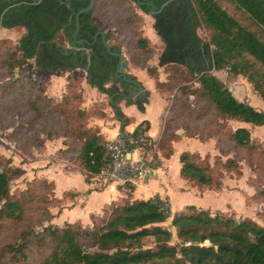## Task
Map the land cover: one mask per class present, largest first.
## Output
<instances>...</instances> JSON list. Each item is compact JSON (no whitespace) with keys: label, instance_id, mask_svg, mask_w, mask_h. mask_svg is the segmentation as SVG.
<instances>
[{"label":"trees","instance_id":"1","mask_svg":"<svg viewBox=\"0 0 264 264\" xmlns=\"http://www.w3.org/2000/svg\"><path fill=\"white\" fill-rule=\"evenodd\" d=\"M61 1L69 3L74 12L71 28L75 30V14L86 8L89 1ZM112 1L125 3L119 12L114 11V15L109 11L113 6L110 5ZM141 1L153 3L161 8L167 0ZM226 1L233 8V12L228 10L222 0H187L196 17L197 26L203 24L212 32L211 42L205 44L212 55V70L218 71L229 66L230 74L247 78L264 99V0ZM24 2L31 3V0H0V16L6 9ZM134 3L145 14H149V8L146 5L139 6L136 0H96L94 8L80 17V36L92 42L89 46L91 64L88 83L110 98L115 115L122 123L123 135H127L125 127L129 120L122 113L119 104L129 95V85L116 76L119 57L113 56L107 50L101 36L97 41L95 36L98 31H102L106 40L111 42V35L108 32L110 29L107 27L118 25L123 29H133L138 19ZM107 15L112 17L108 24L95 23V18L106 21ZM210 46H214L213 51L210 50ZM124 47L129 48L128 45L115 42L111 44L110 49L111 52L121 53ZM132 48L130 61L138 67L145 66V60L152 54L151 48L147 46V40L140 39L136 42L135 53L134 44ZM20 51L21 58L6 63L9 73L4 80L11 81L15 70L23 68L34 57V53L24 44L21 45ZM186 68L191 76L198 77L196 82L199 88L181 87L182 95L184 98L193 97L201 106L188 105L184 125L175 128L171 134L169 132L167 134V125L171 122L165 124L158 149L169 158L173 153V142L181 139L177 134L179 130H184L186 136L201 142L214 138L218 155L212 159L213 162L210 155L202 157L196 153L184 152L180 158L181 176L201 190H221L226 173L239 176L242 174L237 158L228 155L229 149L223 147V141L230 143L232 148L248 150L254 140L245 127H238L236 130L224 128L222 131L220 121L232 120L263 127L264 113L251 104L238 100L223 82L211 74L212 70ZM128 78L136 80L132 75H128ZM155 81L156 88L161 93L163 83L156 79ZM110 82L120 84L122 92L108 89L106 84ZM16 84L17 82L12 87ZM74 99L81 101L82 97L76 94ZM72 100L65 97L62 104L50 101L47 107H43L41 105L46 103L41 102L39 97L32 104L33 110L28 106L31 110L28 111L33 114L32 118L29 122L23 121L19 126L27 128L40 123L43 128L40 136L44 134L49 140L64 136L65 149L60 150L62 156L68 158L73 156L86 181L89 182L88 180L91 181L102 172L108 161L106 140L99 132L87 130L77 123L86 116V112L73 106ZM127 103L132 102L127 100ZM64 117L72 122L70 127L64 128V125H59L63 123ZM55 121L62 131L53 132V127L46 130V126L51 122L55 125ZM149 129V123L140 125L130 136L138 137ZM221 136H224V140ZM224 157L226 160H223ZM18 176L19 169L3 168V164H0V211L6 212L5 216L10 218H15L21 209L10 195V184ZM40 184L50 188V196L53 195L55 192L53 181L42 180ZM129 188L131 189V186ZM4 203V208H1ZM106 211L109 215L99 223L101 224L99 227L84 232L86 239L90 241L88 247L80 231L75 232L71 227L66 230L50 228L54 246L49 257L39 264H264V227L252 219L238 222L230 216H212L209 211L194 205L174 214L169 200L161 197L135 201L125 199L112 203L104 212ZM93 217L95 216L91 218ZM171 218L172 227L176 229V235L180 240L175 244H172L173 232L163 226ZM13 248L16 249L15 252H22L20 248Z\"/></svg>","mask_w":264,"mask_h":264},{"label":"rangeland","instance_id":"2","mask_svg":"<svg viewBox=\"0 0 264 264\" xmlns=\"http://www.w3.org/2000/svg\"><path fill=\"white\" fill-rule=\"evenodd\" d=\"M222 3L229 11L233 12V8L226 0H222ZM110 5L113 6L109 11L114 15L116 11L119 12V9L124 7L125 3L112 1ZM133 6L135 13L138 15L133 29H123L118 25L107 27L108 30L110 29L108 32L112 39L110 44L117 42L125 46L128 45L129 48L124 47L121 53H125L130 59L133 44L135 53L136 42L140 39L147 40V46L151 48L152 54L145 60V66L138 67L132 64L134 67L146 70L150 77H154L158 82L163 83L161 84V93L167 98L169 104L164 115V126L171 122L167 125V134L168 132L171 134L175 128L184 125V115L186 112L188 113V105L194 106L197 104L198 107L201 106L198 103L199 101L193 97L184 98L181 90V87L199 88L196 82L198 77L191 76L184 65L164 64L158 66L159 57L164 50V43L161 36L155 31V19L150 14H145L137 8L135 3ZM109 15H107L106 21L101 20L100 24L102 22L108 24L112 21V17ZM17 30L19 34L16 38L0 33V164H3V168L9 167L20 170V176L14 178L10 184V195L13 200L17 201L21 209L17 212L15 218L6 217V212L0 211V264H39L49 257L54 246L50 228L66 230L71 227L75 232L80 231L81 236L86 239L84 232L99 227L101 225L99 223L108 217L109 210L106 213L104 210L97 213V215H92L96 218L93 217V219L91 216L88 222L76 219L77 221L69 223L68 220L73 219L70 217L68 220L65 219L63 213L66 209H72L75 200L74 193L76 189L82 190L84 183L81 180L68 179L58 184V186L73 185L76 188L75 190L71 189L74 193L64 196L61 201L58 198L59 188L56 191L57 194L53 192V195L50 196L51 189L40 184V182L42 180L50 182L53 178L58 179L62 175L78 177L82 173L78 163L73 156L64 157L60 151H57L61 143L50 144L44 134L40 136L43 131L42 124L36 123L35 126L27 128L19 126V124L23 121L29 122L32 118L33 114L28 110H30L29 108L33 110L32 104L39 97L41 102L46 103L41 105L43 107H47L50 101L55 104H62L65 97L70 100L73 99L71 101L72 105L86 112V116L77 123L92 132H99L98 124L100 121L112 122L116 117L110 104V98L107 95L95 92L89 86L86 82L88 72L83 68L76 72L70 69L65 71L59 80H52L51 73L53 71H49L45 67H37L36 58H32L23 68L15 70L11 81L4 80V77L9 73L6 63L22 56L19 40L26 35V30L23 27H19ZM198 33L204 44L208 45L211 42L212 32L203 24L198 26ZM210 50L213 51L214 46H210ZM211 74L223 82L238 100L247 102L264 113V99L247 78L233 76L230 74L229 66L218 71L212 70ZM15 82L17 84L12 87ZM51 83H54L55 87L57 86L59 90L57 93H51ZM62 93L63 95L60 96ZM76 94L81 95V101L74 99ZM68 119L64 117L62 119L63 123L59 125H64V128L70 127L72 122ZM53 125L51 122L46 126V130L53 127V132L62 131V128H58L57 121ZM111 125L110 123L108 127ZM220 125L222 131L224 128L225 130H236L238 126H244L250 131L254 142L248 150H239L232 148L230 143L223 141V147L229 149L227 150L228 155L237 158L242 174L239 176L226 173L223 178L222 190L214 191V194H206L204 191L202 195L206 194V201L213 200V196L216 195V201L222 202V205L218 208L209 207L205 210H208L212 216H230L238 222L252 219L259 226L264 227V126L240 124L232 120H221ZM221 137L224 140V136ZM193 140L196 144H200L202 147L205 146L198 140V142L196 139ZM195 147L197 149L195 151L200 153L204 151L198 146ZM208 152L212 156L216 154L213 149ZM223 160H226L225 157ZM36 162H38V165ZM211 162L213 161L211 160ZM171 177L173 185H178L179 181L176 178L175 169L172 171ZM178 178L181 182L183 181L179 175ZM88 181L95 183L92 180ZM102 188L103 186H99V189ZM185 188L192 192L190 194L192 197L197 198L200 196L201 191L199 193L189 185ZM180 198V194L174 195L171 201L172 210H179L178 201ZM57 199L59 201H56ZM210 203L214 204L211 201L207 204L210 205ZM4 206L5 203L1 208H4ZM172 222L173 218L169 219L163 226L173 232L174 240L172 244H175L180 240L176 235V229L172 227ZM86 241L87 247L90 246V241L87 239ZM12 247L20 248L22 252H15L16 249H12ZM90 248L95 251L92 247Z\"/></svg>","mask_w":264,"mask_h":264},{"label":"crops","instance_id":"3","mask_svg":"<svg viewBox=\"0 0 264 264\" xmlns=\"http://www.w3.org/2000/svg\"><path fill=\"white\" fill-rule=\"evenodd\" d=\"M95 23L100 24L101 20L95 18ZM17 28L19 27L0 28V33H4L8 37L16 38L19 34ZM121 54L124 56V58L126 57L125 59L128 61V68H127L128 73L133 76H136L138 81L142 83L143 88H145L147 91L150 92V96L147 97L149 104L147 103L143 104V107L145 108L144 113L140 112L136 104H132L130 106L125 107L126 99H123L120 102L119 107L122 113L129 120L128 125L125 127V134L131 135L135 132L138 126L149 123L150 129L146 134L150 138V140H152V142L158 144L163 136L165 129L164 115L169 105L168 100L164 97L163 93H160L158 91V89L156 88L155 79L150 77L147 74L146 70L142 68L134 67L129 57H127L125 53H121ZM72 69L75 70L74 72L80 70V68L77 67L71 68V70ZM65 71L68 70L53 71L51 73L52 74L51 79L59 80ZM151 81H153V83H151ZM89 86L91 87L90 84ZM91 88L95 92L101 93L98 91L97 88L95 87H91ZM50 91L52 94H54L57 93L59 90L57 86L56 87L54 86V83L53 84L51 83ZM62 95L63 93L60 94V96ZM114 116L116 117L115 112H114ZM110 123L112 125L108 127ZM98 125H99V133L101 136L104 137L106 141L114 140L120 134H122L121 132L122 123L117 117L112 122L100 121ZM238 127H244V126H238ZM177 134L181 136V139L177 142H173L172 155L169 158H167L162 153V151L159 150V156H160L159 162L161 163L158 169L155 171L154 176L150 180H147L145 182H138L136 184L129 185L131 186V189L129 188V186L125 185L126 186L125 187L124 185H120L117 183H99L94 180L92 181H94L95 183L87 182L85 180L86 177L83 175V173L79 174L78 177L76 176L74 177L73 175H62L58 179L53 178L51 181L55 183V192L59 188L58 190H60V194L58 198L61 199V201L64 199V196L69 195L70 193H74L71 191V189L75 190L76 188L73 185L70 186L65 184L63 186L60 185L58 186V184L68 179L70 180L74 179V181L81 180L84 183L82 190L76 189V192L74 193L75 200L72 204L74 206L72 207L71 210L66 209V211H64L63 213L64 218L67 220L69 219V217L72 218L73 220H68L69 223H72L71 221H75L76 219H79L82 222H88L90 221V217L92 215L95 214L97 215V213L104 211L112 203L122 202L125 199H129L130 201H135V200H150L155 197H161L162 199H168L172 208L171 201L172 198H174V195L176 194H180L181 198L178 201L179 210L178 211L172 210L174 214L182 211L183 209H185L187 206L190 205H194L197 208L203 210L209 209V207L218 208L220 205H222V202L216 201L217 200L215 198L217 197L216 195L213 196L214 197L213 200H209L211 202H214V204L210 203L209 205L207 204L209 203V201L205 200L207 193L214 194L215 193L214 191H218V190H201L197 187L192 186L188 181L182 178L181 163H180L181 155L184 152L196 153L201 155L202 157L210 155V158L212 160L216 155H218V150L216 149V140L214 138H211L206 140L205 142H201L196 138L186 136L184 130L177 131ZM64 139H65L64 137L63 138L60 137L54 140L48 139V142L50 144L61 143L60 146H58L57 148V151H60L62 149H65V146L63 144ZM193 139H196V141L198 140L200 143L205 144V146L202 147L200 144H196V142ZM48 142L47 144H49ZM195 146L202 148V150L204 151L202 153L195 151L197 150ZM210 149L215 150L216 154L212 156L208 152ZM36 164L38 165V162H36ZM174 169H175L176 178L179 181L178 185H173L172 182L171 176H172V171H174ZM178 175L183 179L182 182L179 180ZM188 185L191 188H193V190L196 189L199 193L201 191V193L199 194L200 196H198L197 198L192 197L190 195L192 194V192L186 190L185 188V186ZM99 186H103V188L99 189ZM66 189L68 190L66 191ZM204 191L206 194L202 195L204 194L203 193Z\"/></svg>","mask_w":264,"mask_h":264},{"label":"flooded vegetation","instance_id":"4","mask_svg":"<svg viewBox=\"0 0 264 264\" xmlns=\"http://www.w3.org/2000/svg\"><path fill=\"white\" fill-rule=\"evenodd\" d=\"M38 3V10L31 18L32 30L28 26H16L26 30L23 44L34 53L33 58L39 60L45 67L69 70L76 66L77 62L70 61L64 52H60V49H70L74 41L73 35L76 29L72 30L71 28L74 12L72 15L69 13V3L66 7H61L60 4L65 3L61 0H39ZM150 4L153 7H148L149 12L152 10L156 13L153 16L155 31L161 36L164 43L161 59L165 65H185L197 70H201V66H207L209 63L212 65L211 52L199 36L196 17L190 5H185L183 0H167L161 8L153 3ZM32 11L30 6H12L0 16V27H10L28 22ZM96 36L95 41L101 35L97 38ZM77 41L88 43L87 47L91 52L89 46L92 42L81 37L80 31ZM107 42L109 43V41ZM116 76L123 79L117 72ZM127 84L129 85V94H133L132 84L128 82Z\"/></svg>","mask_w":264,"mask_h":264},{"label":"built area","instance_id":"5","mask_svg":"<svg viewBox=\"0 0 264 264\" xmlns=\"http://www.w3.org/2000/svg\"><path fill=\"white\" fill-rule=\"evenodd\" d=\"M138 137L120 134L105 144L108 161L99 175L92 180L99 183L133 185L150 180L160 159L158 144L146 134Z\"/></svg>","mask_w":264,"mask_h":264},{"label":"water","instance_id":"6","mask_svg":"<svg viewBox=\"0 0 264 264\" xmlns=\"http://www.w3.org/2000/svg\"><path fill=\"white\" fill-rule=\"evenodd\" d=\"M76 1H89V5L84 8V9H81L78 13L75 14V18H76V31L73 35V38H74V41L72 43V46L70 49L68 50H65V49H60V52H64L66 54V56L70 59V61H76L77 64L76 66L74 67H77V68H83L85 71H89V68H90V64H91V52L90 50L88 49L87 45H89L88 43H84L82 41H77V37H78V34H79V31H80V28H81V25H80V17L81 15H83L84 13H87V12H90L93 8H94V5H95V0H76ZM138 5L139 6H144L146 5L147 7H153L152 4L148 3V2H142L141 0H136ZM175 1H179V0H175ZM39 0H31V3H21L17 6H30L33 11L30 13V16H29V21L28 22H22L21 24H15V25H11L10 27H16V26H28V28L30 30H32V26H31V18L35 15V13L37 12L38 10V7H39ZM184 4L189 6L187 0H183ZM61 7H66L68 4L67 3H61L60 4ZM12 8V7H11ZM69 13L72 15L73 14V10L70 8L69 10ZM149 14L151 16H155L156 13L154 11H150ZM2 28V27H0ZM3 28H9V26L7 27H3ZM101 35L102 36V39H103V42H104V45L105 47L107 48V50L113 54L114 56H117L119 57V61H120V64H119V67L117 69V74L119 75V77H122L123 80L127 81L128 83H131L132 84V89H133V94H129L127 97H125L124 99H126V105L125 107L127 106H130L132 104H136L137 107L139 108L140 112L144 113L145 112V108L143 107V104L144 103H147L149 104L148 100H147V97L150 96V92L147 91L145 88H143L142 86V83L138 81L137 77H136V80H129L128 79V61L124 58V56L119 53V52H115V53H112L111 52V49H110V44L107 42L106 40V37L104 35L103 32L99 31L97 33V36L96 38ZM23 38H25V35L21 37V39L19 40V45L21 47V45H23ZM162 55L159 57V64L158 66H162L164 65V63L162 62ZM35 63H36V66L37 67H45V65L41 64L39 62V60L35 59ZM185 66V65H184ZM72 67V68H74ZM47 68V67H45ZM49 71H55V70H62V69H57V68H47ZM201 70H204V71H210L212 70V65L209 63L207 66H201L200 67ZM131 75V74H129ZM133 76V75H132ZM86 82L88 83V76H87V79H86ZM92 87V86H91ZM106 87L108 89H115L118 93H121L122 92V88L120 86V84L118 83H114V82H110V83H107L106 84ZM127 100H130L132 103L129 104L127 103ZM140 107H143V109L141 110Z\"/></svg>","mask_w":264,"mask_h":264}]
</instances>
